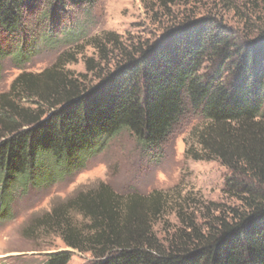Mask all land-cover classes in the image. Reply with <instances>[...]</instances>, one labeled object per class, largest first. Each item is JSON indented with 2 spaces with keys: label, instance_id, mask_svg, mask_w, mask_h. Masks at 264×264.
Here are the masks:
<instances>
[{
  "label": "trees",
  "instance_id": "16d2710c",
  "mask_svg": "<svg viewBox=\"0 0 264 264\" xmlns=\"http://www.w3.org/2000/svg\"><path fill=\"white\" fill-rule=\"evenodd\" d=\"M95 2L0 0V60L11 56L25 63L33 55L29 41L80 39L85 28L77 19L90 14ZM30 19L39 31L33 35L26 33ZM12 93L44 103L49 111L26 122L4 117L0 218L14 189L70 176L124 130L154 155L190 110L208 123L199 134L204 159H218L231 170L224 192L247 212H235L229 222L219 217L207 235L196 228L180 231L166 253L152 248L139 202L122 204L103 184L53 208L42 222L58 227L67 247L90 252L93 264H264V21L252 38L209 17L184 23L138 58L128 57L96 86L84 89L53 67L38 75L21 72L1 97ZM68 210L83 215L87 224H74ZM69 261L62 251L48 254L42 264Z\"/></svg>",
  "mask_w": 264,
  "mask_h": 264
},
{
  "label": "rangeland",
  "instance_id": "374dc122",
  "mask_svg": "<svg viewBox=\"0 0 264 264\" xmlns=\"http://www.w3.org/2000/svg\"><path fill=\"white\" fill-rule=\"evenodd\" d=\"M207 17L240 37L252 38L264 21V0H96L90 14L77 19L85 28L80 39H62L56 44L29 41L33 55L25 63L11 56L0 60V130L7 115L26 122L48 114V105L24 94L1 97L21 72L38 75L54 67L87 89L98 85L128 57L138 58L140 51L177 26ZM36 29L35 21L28 20L26 33H38ZM207 124L188 110L154 155L147 154L124 130L70 176L47 186L14 189L9 209L0 218V264H42L48 254L62 251L70 254L68 264H93L90 252L67 247L59 228L42 220L53 208L98 190L102 184L122 204L139 202L152 248L164 253L173 248L180 231L189 234L196 228L207 235L218 226L219 217L229 222L235 212H247L241 201L224 192L226 179L233 176L231 170L218 159L203 157L199 134ZM152 207L157 208L156 213ZM67 213L77 226L87 224L80 213ZM183 244L177 243L179 247Z\"/></svg>",
  "mask_w": 264,
  "mask_h": 264
}]
</instances>
